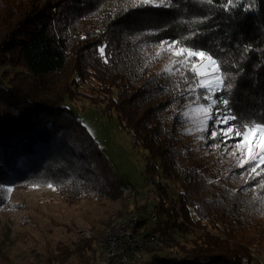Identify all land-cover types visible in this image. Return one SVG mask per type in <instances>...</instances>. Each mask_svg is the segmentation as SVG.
I'll return each instance as SVG.
<instances>
[{
	"label": "trees",
	"instance_id": "1",
	"mask_svg": "<svg viewBox=\"0 0 264 264\" xmlns=\"http://www.w3.org/2000/svg\"><path fill=\"white\" fill-rule=\"evenodd\" d=\"M164 41L214 52L239 122L264 120V0H0V207L8 186L51 185L69 203L122 197L102 150L64 106L84 96L142 150L144 176L160 168L173 186L164 195L177 209L168 214L159 198L153 224L173 256L151 249L137 264H264V175L249 183L250 198L222 190L220 202L203 199L201 171L222 178L225 169L216 153L196 154L182 132L190 63L154 74ZM93 83V94L81 90ZM101 235L57 245L56 263L72 252L93 264Z\"/></svg>",
	"mask_w": 264,
	"mask_h": 264
},
{
	"label": "rangeland",
	"instance_id": "2",
	"mask_svg": "<svg viewBox=\"0 0 264 264\" xmlns=\"http://www.w3.org/2000/svg\"><path fill=\"white\" fill-rule=\"evenodd\" d=\"M161 43L154 48L156 55L160 56L153 68L155 75L172 72L180 65L176 63L177 61L184 60L186 64V61L191 63V61L197 59L187 57L186 53L177 55L176 53L179 52L181 46L174 44L169 47L171 43L169 42L161 47ZM209 63L203 58L197 63V68L205 73V76L199 79H207L212 75L211 69L208 68ZM94 87H96L95 83L88 85V87L83 86L81 90L93 94ZM198 89L203 88L198 86ZM190 94L193 95V98L187 100L177 110L178 116L184 123L182 132L189 142V147L194 149L196 154H206L211 157L212 153H216L218 157L216 162L225 169L222 178L211 175L220 180L219 189L214 188V191L205 184V178L209 174H203V171H201V174L204 175L201 186L203 199L220 202L224 199L222 190L230 192V194L238 191L242 197L250 198L255 187L253 188V185L249 184L253 179L248 174H244V169L248 165L245 164L244 168L236 165L239 151L235 155H229L232 149L229 148L228 152L224 151L223 143L220 144L219 148L210 146L218 141L208 139V132L201 129L203 113L199 110V105L194 99L198 91H191ZM81 95L86 94L81 93ZM216 95H222V91L218 87L216 88ZM200 103L207 102L200 101ZM64 106L80 120L100 147L116 178L117 185L127 189H140L146 178L144 176V153L133 145L130 135L121 130L115 115L107 113L101 109L100 105L84 96L74 100L67 99ZM210 129L211 122L209 121ZM261 139L264 140V133L261 134ZM232 143V140L228 141L229 145ZM257 143L259 144L260 141ZM259 152L260 149L257 147L255 154L259 155ZM183 154H187L186 149ZM261 167H264V163L261 164ZM259 171L258 168L257 172ZM261 174L264 175V173ZM252 175L255 176L256 174L253 173ZM243 186H245V189H241ZM171 187L170 192L173 191L172 184ZM3 190V205L0 207V264H57L55 261L57 259V245L74 248L73 244L81 238L87 239L97 231H102L103 234L104 227L114 215L125 213L130 208L144 207L146 204L148 206H152V204L160 206L159 198H163V196L168 198L169 201L171 200V196L164 195V192L167 194L168 192L163 187L158 188L157 193L152 191L144 198H142L143 195L137 197L138 201L135 199L133 201L132 197L128 198L126 193H123L122 197L113 200L109 198L97 200L92 197L81 199L76 203L64 201L51 185L8 186ZM218 196L222 200H219ZM161 217L163 218V216ZM251 247L252 249L256 248L255 245H251ZM158 251L173 256V251L170 249ZM98 259L99 255L93 264H96ZM64 264H81V262L78 255L71 252Z\"/></svg>",
	"mask_w": 264,
	"mask_h": 264
},
{
	"label": "snow or ice",
	"instance_id": "3",
	"mask_svg": "<svg viewBox=\"0 0 264 264\" xmlns=\"http://www.w3.org/2000/svg\"><path fill=\"white\" fill-rule=\"evenodd\" d=\"M209 2L211 3V0ZM141 3H152L155 5L156 0H141ZM160 3L163 4L164 0H160ZM166 43L169 42H162L161 47ZM178 43L180 41H172L169 47ZM99 52L103 56L104 47H101ZM185 53L187 57L197 58L191 61L190 66H188V72H190L193 81L189 90L197 91L198 86L204 89V93H198L194 99L199 105V110L203 113L201 129L208 132V139L218 141L210 146L219 148L220 144L223 143L224 151L228 152L229 148L232 149L229 155H235L239 151V156L236 158V165L244 168V165L247 164L248 167L244 169V174H248L251 179H255L256 176L264 173V167H261V164L264 163V140L261 139V134L264 133V120L240 123L238 114L234 113L233 109L229 107L230 100L228 95H216L217 87L221 91H227L233 85L230 82L227 71L223 69V61L214 52H210L207 49L193 50L191 47L185 46L181 47L176 54L183 55ZM201 58L210 62L208 68L211 69L212 75L207 79H199L205 76V73L200 71L196 66ZM105 62L107 63V59ZM176 63H179L181 67L185 66L184 60L177 61ZM177 70L179 71V69ZM185 80L187 81V76ZM200 101H206L207 103H200ZM209 121L211 122L210 130ZM254 132L255 135L253 136ZM229 140L233 141L231 145L228 144ZM258 141H260L259 144L257 143ZM257 147L260 149L259 155L255 154ZM258 168L260 169L259 172H257ZM253 173L256 175L253 176ZM258 183L264 186V179H261ZM254 187L255 185H253Z\"/></svg>",
	"mask_w": 264,
	"mask_h": 264
},
{
	"label": "built area",
	"instance_id": "4",
	"mask_svg": "<svg viewBox=\"0 0 264 264\" xmlns=\"http://www.w3.org/2000/svg\"><path fill=\"white\" fill-rule=\"evenodd\" d=\"M181 151L185 153V149ZM205 184L214 191V188L219 189L220 180L209 175L205 178ZM160 187H163L167 192L172 189L169 180L158 168L154 173L146 176L144 185L140 189L121 187V191L126 193L128 198L132 197L131 199L134 201L141 195L144 198L152 191L157 193V189ZM220 196L218 198L222 200ZM163 198L168 201V214L172 215L174 209L177 208L169 202L168 198L164 196ZM114 216L104 227L103 234L96 243L99 252V259L96 264H105L108 259L113 258L121 264H137L148 250L164 249L165 241L163 237L153 229V224L159 218L157 204L152 206L146 204L138 209L130 208L125 213Z\"/></svg>",
	"mask_w": 264,
	"mask_h": 264
}]
</instances>
